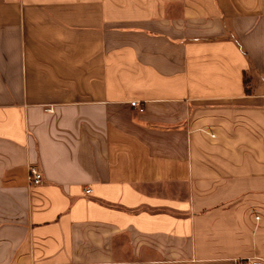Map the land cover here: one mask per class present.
I'll use <instances>...</instances> for the list:
<instances>
[{
    "label": "crops",
    "instance_id": "0c3cea01",
    "mask_svg": "<svg viewBox=\"0 0 264 264\" xmlns=\"http://www.w3.org/2000/svg\"><path fill=\"white\" fill-rule=\"evenodd\" d=\"M246 258L264 0H0V264Z\"/></svg>",
    "mask_w": 264,
    "mask_h": 264
},
{
    "label": "built area",
    "instance_id": "2783aa9c",
    "mask_svg": "<svg viewBox=\"0 0 264 264\" xmlns=\"http://www.w3.org/2000/svg\"><path fill=\"white\" fill-rule=\"evenodd\" d=\"M131 105L137 106V102L132 101ZM140 110H142V108H140ZM27 180L31 186H37L42 183L43 177H42V172L39 166L31 165L28 168ZM85 192L88 193L89 189L86 190ZM237 264H263V262L261 258L260 259L259 258H246L245 260L238 261Z\"/></svg>",
    "mask_w": 264,
    "mask_h": 264
}]
</instances>
